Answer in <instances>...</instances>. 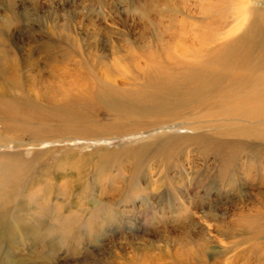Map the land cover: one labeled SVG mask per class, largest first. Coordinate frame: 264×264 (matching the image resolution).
I'll return each instance as SVG.
<instances>
[{
    "label": "rangeland",
    "instance_id": "obj_1",
    "mask_svg": "<svg viewBox=\"0 0 264 264\" xmlns=\"http://www.w3.org/2000/svg\"><path fill=\"white\" fill-rule=\"evenodd\" d=\"M259 11L264 0H0V264H264V141L225 137V116L204 114L231 104L202 111L179 80L211 59L206 97L233 73L247 86L233 47ZM159 74L181 82L175 115L107 107L148 101ZM198 131L249 144L223 148L235 159L222 171L216 143L165 140Z\"/></svg>",
    "mask_w": 264,
    "mask_h": 264
},
{
    "label": "bare ground",
    "instance_id": "obj_2",
    "mask_svg": "<svg viewBox=\"0 0 264 264\" xmlns=\"http://www.w3.org/2000/svg\"><path fill=\"white\" fill-rule=\"evenodd\" d=\"M258 14L260 17L257 16L256 19H254L252 17L253 18L252 21L249 23L248 26H246V28L248 27L247 30L245 31V33L243 35H241L236 40V44L233 47L234 55L242 54L241 58H243V56L247 58L246 63L243 64V67H244L243 70L244 71H251V73H252L251 76L249 74L247 75V76H250L248 78L250 82L248 81L249 84H247V86H246V80L247 79L245 78L244 73L237 72V73H239L237 75H235V73H233L231 76L230 82H229V77H228V83L227 84H225L224 86L223 85L217 86L218 88H214L215 90L213 89L217 93L216 99L211 100L208 97H206L205 93L210 91V89L208 90L207 83H209V82H213V83L215 82L216 83V81L219 80L218 78H216L217 74L213 75V73H211V70L208 72V68H210V69L212 68V70H214L213 68H214L215 62L213 63L211 59L208 60V62L206 63V66L208 68L206 70H204L203 72L202 71L197 72V73H194V75L193 74L192 75L187 74V75H183L182 77L180 76V78H179V80L180 79L183 80L184 84L185 83L187 84L186 88H184V89L182 88L183 91H186L187 95L188 96L190 95L189 97L191 99L195 97L196 100H198L197 106L201 107L200 109H202V106H204V105L210 106L209 108H215V107L223 106V105H216V104H231L232 110H230V111H225L223 113L207 112L206 114H204V115L208 114L209 116H210V114H213V115L217 114L216 116H218V114H221V116H225L224 120H226L227 122L222 124V126H223L222 128L219 127V129L221 130L222 134L225 135V137L226 136L228 137L229 135H230L229 137H232L233 135H239V136H243V137L245 136V137H249V138L255 137L254 139H258V140L261 139L262 141H264V111L262 109H259L258 106L256 105V102H257L258 98L260 97V93L264 89V87H263L264 85H262V89H261L262 91L260 90V88H261L260 84H262L264 81V75H259V74L254 75L253 74L254 71H256V69H261V67L264 68V11H262V12L259 11ZM216 51H218V50H216ZM254 53H256L255 56H254ZM253 60H255V61H253ZM220 71H221V69H220ZM237 71H239V70H237ZM154 73L157 74L156 71ZM231 73H230V75H231ZM233 75H235V76H233ZM217 76H219V75H217ZM221 77H223V76H221ZM168 80H169L168 74H159V75L155 76L154 80H153V76H152V80H149V82H148V83H150L148 88H153V90L151 92V95H153V97H151L148 101L143 100V101H140V103H137L135 101H129L130 99H127L126 97H124V98L116 99L114 101L112 100L111 103H108L107 107H109V109L112 111L114 110L115 113H118V114L114 113L117 116H120V117L132 116V114H131V113H133L132 111H135L136 115L139 116V118H140V117H143V112L145 110L148 111V113H154L155 114V112H157L156 114H158L160 111L159 110L160 104L166 102L164 104L169 103L170 106H174V107H170V108H172V111L173 110L174 111L170 112V113L167 112L166 114L167 115H169V114L175 115L177 113V112H175V110H176L175 108L176 107L178 108L180 106V104L183 102L180 99H178L180 97V94L182 93V89H180V87H179V84H181V82L178 80V85H176V84H174V82H172L174 80V78L172 80H169V81ZM151 84L153 85V87L151 86ZM206 85H207V87H206ZM182 87H185V86L182 85ZM201 93H203L202 97L200 96ZM212 93H214V92H212ZM140 94H143V96H142L143 98L146 95L145 92H141ZM174 95L176 96L177 100H174V102L170 101L169 97H173ZM177 96H179V97H177ZM166 99H168V101H166ZM206 102H208V104H206ZM243 102H245V103H243ZM116 104H118V105H116ZM161 107H164V106H161ZM202 111H204V110L202 109ZM234 121H235V123H233ZM240 121H243V123L240 124L239 123ZM157 123H158V121H157ZM159 123H161V122H159ZM232 124H234L235 126H229L226 129L224 128V126L232 125ZM148 125L151 126L150 124H148ZM219 125H220V123H219ZM206 126H208V125H206ZM128 128H129V131H133V130L137 129V126L129 125ZM211 130H210V132H211ZM210 132L209 131L208 132L207 131H198L197 133H195L191 136H185V135L175 136V135H172V136L166 137L165 140L167 139L166 140L167 142L169 140V142L171 144H174L176 146H178V144L184 140H191V139L207 140L208 142L212 141L213 143H216L218 145L217 148H219L217 155H218L220 161H219V159H218V161L220 163L221 170L223 171L224 166H226L227 164H231L233 162L232 158L234 155L232 156L233 153L231 154V152L233 150H231L232 147H230V146L234 147V149H235L234 153L236 156V154L238 152V147L247 143L248 138L244 139L243 141L235 140V139L231 138L228 141H226L224 139L225 141L220 142V140L218 138H215L214 136H212L210 134ZM216 132H218V131H216ZM160 139H162V138H160ZM166 141L164 142V144H161V145L162 146L168 145V144H166ZM247 144H249V143H247ZM209 145H210V147L212 146L211 144H209ZM227 145L230 147V150H231L230 154H226L224 152L223 148L226 149ZM206 146H207V143H206ZM246 147H247V145H246ZM211 149L212 148H210V152L212 151ZM214 151H212V152H214ZM252 152H254V150ZM259 152H260V150H259ZM252 154H254V153H252ZM215 155H216V153H215ZM239 155H237V156L239 157ZM233 159H235V158H233ZM240 161L241 160L238 159V162H240ZM226 167H228V166H226ZM232 168H233V165H232ZM232 168L229 170H227L228 168L227 169L225 168L224 172L230 171V170H232ZM257 230L262 232L264 229L261 230L259 227V228H257ZM257 234H259V233H257Z\"/></svg>",
    "mask_w": 264,
    "mask_h": 264
}]
</instances>
